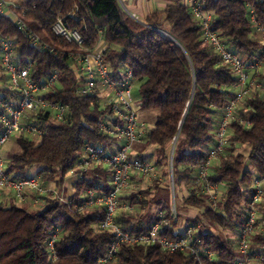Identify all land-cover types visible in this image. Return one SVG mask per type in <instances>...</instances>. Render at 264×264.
Segmentation results:
<instances>
[{
	"label": "trees",
	"instance_id": "16d2710c",
	"mask_svg": "<svg viewBox=\"0 0 264 264\" xmlns=\"http://www.w3.org/2000/svg\"><path fill=\"white\" fill-rule=\"evenodd\" d=\"M25 4L30 8V24L45 41L57 48L71 46L51 31L61 14L79 30L85 48L96 46L102 38L104 58L110 67L116 72H133V83H139L140 109L155 115L144 141L134 147L136 156L157 165L167 183L173 147L174 187L177 185L180 193L187 192L179 198L178 216L173 219L170 200L162 202L157 198L164 186L154 181L143 188L140 182L144 180L135 177L122 196L133 210H120L116 222L123 230L146 232L151 219L163 212L171 220L167 231L171 238L194 227L192 245L198 249L199 258L187 249L168 252L158 244H137L122 246L116 257L105 264H232L239 256L238 234L252 199L253 177L264 175V69L252 72L250 80L255 79L258 85L252 86L250 94L235 109L230 141L210 169L208 179L220 191L213 208L206 194L196 193L192 185L206 149L214 141L220 113L233 94L237 76L204 41L200 24L189 7L174 0L140 23L119 0H30ZM205 9L213 13L211 30L233 52L246 62L258 58L262 52L258 28L264 27V0H206ZM0 31L15 37L13 49L18 62L32 61L33 79L57 72L58 84L44 96L68 108V119L61 124L47 123L44 116L39 117L44 125L39 141L25 133L14 137L17 150L4 155L7 170L19 179L39 167L37 174L43 178L62 180L86 144L107 143L108 137L97 125V118L105 111L98 101L90 103L94 96L78 91L79 73L64 53L33 45L5 16L0 18ZM0 89L7 97V85L4 83ZM245 146L247 153L242 150ZM93 170L94 176L86 174L75 181L72 205L82 200L87 187L102 191L109 188V174L100 168ZM72 205L46 198L38 209L29 210L14 200L0 202V264H100L98 260L112 236L96 226L103 211L94 207L81 213ZM189 208L198 209V213L192 218L184 217L181 226L180 211ZM263 223L264 195L257 204L256 225ZM221 229L230 230L231 236L222 235ZM55 230L56 259L51 261L48 241ZM209 252L215 259L209 260ZM249 256L256 264H264L263 228L252 234Z\"/></svg>",
	"mask_w": 264,
	"mask_h": 264
},
{
	"label": "built area",
	"instance_id": "2783aa9c",
	"mask_svg": "<svg viewBox=\"0 0 264 264\" xmlns=\"http://www.w3.org/2000/svg\"><path fill=\"white\" fill-rule=\"evenodd\" d=\"M181 1L189 7L194 19L199 22L204 41L237 76L233 94L225 102L220 113L214 141L207 147L205 160L192 185L196 193L206 194L210 206L215 208L220 191L217 184L209 181L208 175L212 164L230 141V123L234 119L235 109L250 94L252 86L258 85L255 79L250 80V72L258 71L264 63V27L258 28L262 52L255 61L246 62L240 54L233 52L216 32L211 30L212 17L211 11L205 9L206 0ZM29 9L26 4L14 5L7 0H0V18L3 16L9 18L18 30L31 39L33 45L40 46L49 52L64 53L70 58L81 79L78 91L82 95L94 96L90 103L98 101L105 111L97 118V125L108 137L107 143L86 144L75 165L66 175L72 176L75 182L86 174L93 175V169L100 168L109 174V188L107 191H102L87 187L83 191L82 200L72 205L71 198L75 190L72 188V191L63 195V186L59 178L52 179L53 185L50 186L43 184L42 174L16 179L8 172L2 155L4 144L12 136L23 133L39 141L44 133L43 121L39 120V117L44 116L47 123L61 124L68 119V108L63 103L49 100L44 96V93L58 84L57 72H52L40 79H33L30 75L32 61L22 64L18 62L13 49L15 37L0 31V87L5 83L9 88L7 97H4L5 93L0 89V202L4 200H14L18 204L28 202L29 209L36 210L41 205L39 203H43L46 198H54L72 205L81 213L94 207H101L103 217L96 226L100 230L109 231L112 236L106 252L98 260L100 264L113 260L122 246L137 244H158L162 250L168 252L187 249L190 254L199 258L198 249L192 245L194 227L190 226L181 236L171 238L167 235V231L171 228V220L165 217L163 212L151 219L146 232L123 230L116 222L120 210H133L129 202L122 199L124 191L133 185V178H142L148 184L157 181L162 186L165 181L157 165L146 158L141 159L136 156L134 147L144 141L147 130L152 126L140 119L137 114L132 93L133 72L129 69H120L117 72L112 69L104 58V48L99 46L85 48L79 30L72 27L61 14H58L51 25V31L71 46L67 49L57 48L45 41L30 24L31 20L27 17ZM172 153L173 147H171L168 163L167 184L172 192L170 216L177 219ZM95 177L99 181L102 180L97 175ZM263 182L264 175L252 180V199L248 204L246 220L238 234L239 256L232 264H249L250 262V240L257 229V204L264 195ZM57 236V230H55L48 241L51 261L56 259L54 242ZM207 254L210 261L215 259L211 252Z\"/></svg>",
	"mask_w": 264,
	"mask_h": 264
},
{
	"label": "crops",
	"instance_id": "0c3cea01",
	"mask_svg": "<svg viewBox=\"0 0 264 264\" xmlns=\"http://www.w3.org/2000/svg\"><path fill=\"white\" fill-rule=\"evenodd\" d=\"M30 0H27L25 2H21V1H13V0H7L8 3L10 4H14V5H21V4H25ZM122 7L124 8V10L136 21L143 23L144 19L148 16V14H150L153 11H161L163 10L168 4H172L174 2V0H119ZM211 17L213 18V13L211 12ZM96 46H99L101 48L105 47V42L104 39L100 38L99 41L97 42ZM264 69V64L260 67L259 70ZM252 72H250V76H251ZM143 120V119H142ZM145 121V120H144ZM136 152V151H135ZM39 169V168H38ZM37 172V171H36ZM37 174V173H36ZM58 178V177H55ZM54 178V179H55ZM65 178L66 176L61 180L60 184H62V186L66 187V182H65ZM52 179H47V178H43V184L45 185H50L52 186ZM71 185H69L67 187V191L69 192L73 186H74V180L73 181H69ZM187 192L183 191L181 193H179V198L186 196ZM42 203H39V205ZM26 205V204H25ZM28 205V202H27ZM29 206V205H28ZM186 211V212H183ZM196 212V213H193ZM198 213V209H192L189 208L187 210H181L180 211V215L184 218V217H189L190 218L194 217L195 215H197ZM181 216L178 219V222L181 224L182 218ZM250 261L253 262V264L255 262V260L251 259Z\"/></svg>",
	"mask_w": 264,
	"mask_h": 264
},
{
	"label": "rangeland",
	"instance_id": "374dc122",
	"mask_svg": "<svg viewBox=\"0 0 264 264\" xmlns=\"http://www.w3.org/2000/svg\"><path fill=\"white\" fill-rule=\"evenodd\" d=\"M13 1H14V0H13ZM15 1L25 2V1H27V0H15ZM132 93H133L134 103H135V106H136V108H137V114H138L139 118L145 120L150 126H153V123H154V120H155V115H154V113L151 112V111L142 110V109H140V107H139V83H137V82L133 83ZM14 137H15V136H12V137H11V138H10L5 144H4V146L2 147V155H3V157H4V155H6L9 151H15V150H17V145H16V143H15V138H14ZM118 144H119V143H118ZM242 150H243V152L247 153L248 148L245 146L244 148H242ZM38 168H39V167H34L33 169H31V170L29 171V174H30V175H34V174H36V173H37L36 171H38ZM255 177H257V175H255L253 178H255ZM73 180H74V179H73L72 176H70V175H66V178H65L66 187L64 186V187L62 188V194H63V195H66V194L68 193V191H67V187H68L69 185H71L69 181H73ZM163 185H164V191H161L160 193H158L157 198L160 199L162 202H163V201H167V200H170V202H172V192H171V189L168 190V184L166 183V181H164ZM140 186L143 187V188H145V187H149L150 184L146 183L145 181H143V182L141 181V182H140ZM263 186H264V182H263ZM69 187H70V186H69ZM70 188H71V187H70ZM174 188H175V202H176V204L179 206V204H180V199H179V193H180V192H179V188H178L177 185H175ZM73 189H74V187H73ZM73 189H72V190H73ZM72 190H71V191H72ZM128 191H129V190L124 191L123 195H124V194H127ZM122 199H123V198H122ZM25 204H26V205H25ZM25 204H21V205H24V206H26V207L29 209L27 203H25ZM150 206L152 207V205H150ZM29 210H30V209H29ZM183 212H186V211H183ZM193 213H196V212H193ZM189 217H190V215H189ZM181 218H182L181 226H183L184 218H183L182 216H181ZM262 228H263V232H264V223H263L260 227H257L256 230H258V229H262ZM219 231H220V233H221L222 235L231 236V232H230V230H228V229H225V230H222V229H221V230H219ZM250 260H251V259H250ZM249 264H253V262L250 261ZM254 264H255V263H254Z\"/></svg>",
	"mask_w": 264,
	"mask_h": 264
}]
</instances>
